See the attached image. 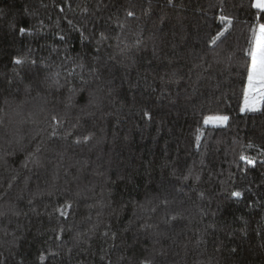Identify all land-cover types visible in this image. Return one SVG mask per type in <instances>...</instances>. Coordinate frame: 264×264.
Masks as SVG:
<instances>
[{
  "label": "trees",
  "instance_id": "trees-1",
  "mask_svg": "<svg viewBox=\"0 0 264 264\" xmlns=\"http://www.w3.org/2000/svg\"><path fill=\"white\" fill-rule=\"evenodd\" d=\"M251 3L0 0V264H264Z\"/></svg>",
  "mask_w": 264,
  "mask_h": 264
},
{
  "label": "snow or ice",
  "instance_id": "snow-or-ice-1",
  "mask_svg": "<svg viewBox=\"0 0 264 264\" xmlns=\"http://www.w3.org/2000/svg\"><path fill=\"white\" fill-rule=\"evenodd\" d=\"M171 2V0H169ZM251 7L257 9L261 12V15L257 18V23L253 24L251 27L252 38L250 40V47L246 49L247 55L251 58L250 63L246 65L247 74V86L243 89V102L241 105V111H254L256 110L259 103L264 100V23L259 21L264 20V2L262 0H252ZM129 16H132V12H128ZM219 19L225 23L224 29L217 32L215 36L212 37L210 43L216 44L217 41L225 35L228 31L229 26L232 24V18L226 15H220ZM24 29L21 28V32ZM16 63H20L19 59H16ZM147 117L149 113L144 112ZM55 119V118H53ZM229 119L226 115H216V116H206L204 117V124L209 123H223ZM199 131V130H198ZM203 134L202 132L200 133ZM87 139V137H85ZM196 139L199 141L200 135H197ZM241 159H244L241 156ZM249 164H252V160H248ZM234 196L239 197L241 193L234 192ZM43 259V257H41ZM140 264H151L148 260H142Z\"/></svg>",
  "mask_w": 264,
  "mask_h": 264
},
{
  "label": "rangeland",
  "instance_id": "rangeland-1",
  "mask_svg": "<svg viewBox=\"0 0 264 264\" xmlns=\"http://www.w3.org/2000/svg\"><path fill=\"white\" fill-rule=\"evenodd\" d=\"M262 2H264V0H262ZM247 86V85H246ZM261 103V102H260ZM260 103H259V105L257 106V108L260 106ZM256 108V109H257ZM223 124H225V122H223L222 124L221 123H218V122H214V123H209V124H207V125H223Z\"/></svg>",
  "mask_w": 264,
  "mask_h": 264
}]
</instances>
